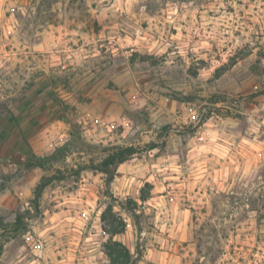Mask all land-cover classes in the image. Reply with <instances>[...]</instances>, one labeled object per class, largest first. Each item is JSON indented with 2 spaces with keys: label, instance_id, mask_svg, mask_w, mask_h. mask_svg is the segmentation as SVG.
<instances>
[{
  "label": "rangeland",
  "instance_id": "374dc122",
  "mask_svg": "<svg viewBox=\"0 0 264 264\" xmlns=\"http://www.w3.org/2000/svg\"><path fill=\"white\" fill-rule=\"evenodd\" d=\"M42 85L65 121L42 178H64L40 213L36 187L0 211V264H111L109 205L136 264H264V0H0V116ZM131 145L111 185L74 172ZM6 164L0 191H16L28 170Z\"/></svg>",
  "mask_w": 264,
  "mask_h": 264
},
{
  "label": "crops",
  "instance_id": "0c3cea01",
  "mask_svg": "<svg viewBox=\"0 0 264 264\" xmlns=\"http://www.w3.org/2000/svg\"><path fill=\"white\" fill-rule=\"evenodd\" d=\"M85 47L86 45H82L78 49L84 50ZM75 50L77 51V49ZM59 90L60 88L55 89L50 85H42L35 90L32 99L25 97L16 106L13 112L15 118L13 115L0 116V157H13L23 166L29 153L23 152L22 149H14L13 144L15 141L18 143L24 140H26V143H32L37 156L44 157L54 153L55 149L52 151L48 149L47 142L50 139L46 137V133L51 132V137L62 134L65 121L61 116L62 112L56 103L55 95V92ZM107 107L106 105L104 108ZM35 141L36 143H34ZM56 141L59 142V139H56ZM7 161L12 162L11 160ZM12 168V164L1 166L0 173L4 177L11 175ZM41 178V168L24 171V174L17 180L20 189L14 191L12 188H4L0 191V211L13 210L18 206L19 200L24 201L26 198H30Z\"/></svg>",
  "mask_w": 264,
  "mask_h": 264
},
{
  "label": "trees",
  "instance_id": "16d2710c",
  "mask_svg": "<svg viewBox=\"0 0 264 264\" xmlns=\"http://www.w3.org/2000/svg\"><path fill=\"white\" fill-rule=\"evenodd\" d=\"M153 149V148H152ZM59 149H56L54 153L40 157L35 153L31 152L28 155L27 160L24 163V168L26 170H31L34 168H41L43 170L48 169V164L50 167L54 166L59 161ZM138 153L137 148L133 145L131 146H119L114 147L108 153V155L98 164L93 161L90 165L78 166L74 170L76 174H80L82 171H94L99 172L107 176V183L111 185L114 181L118 168L121 164L125 163L129 159L133 158ZM59 173L56 176L44 177L41 182L35 188V197L32 201L34 210L40 213V199L45 191V189L52 183L53 180H62L63 174L60 169L56 171ZM148 196H143L142 201H147ZM122 208L134 212L137 210V203H128L127 206L122 205ZM117 213L114 212V206L109 205L106 211L102 214L101 220L104 225L103 230L109 236V240L105 245L106 256L108 257L111 264H136L137 260L129 250V248L120 241L114 240V237L125 232L127 224L121 216H116ZM26 217L22 213H16L14 216V222L10 226L17 227L16 229H21L25 232L27 229L24 226Z\"/></svg>",
  "mask_w": 264,
  "mask_h": 264
},
{
  "label": "built area",
  "instance_id": "2783aa9c",
  "mask_svg": "<svg viewBox=\"0 0 264 264\" xmlns=\"http://www.w3.org/2000/svg\"><path fill=\"white\" fill-rule=\"evenodd\" d=\"M35 252L37 255L41 256L44 252L43 246L41 244H35Z\"/></svg>",
  "mask_w": 264,
  "mask_h": 264
}]
</instances>
